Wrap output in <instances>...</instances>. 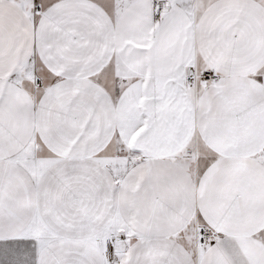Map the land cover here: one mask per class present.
<instances>
[{
  "label": "snow or ice",
  "instance_id": "1",
  "mask_svg": "<svg viewBox=\"0 0 264 264\" xmlns=\"http://www.w3.org/2000/svg\"><path fill=\"white\" fill-rule=\"evenodd\" d=\"M0 264H264V0H0Z\"/></svg>",
  "mask_w": 264,
  "mask_h": 264
}]
</instances>
